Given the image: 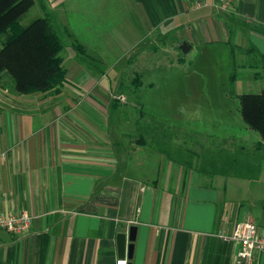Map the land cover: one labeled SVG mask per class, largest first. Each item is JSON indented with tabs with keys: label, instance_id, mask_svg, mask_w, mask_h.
Returning <instances> with one entry per match:
<instances>
[{
	"label": "crops",
	"instance_id": "crops-1",
	"mask_svg": "<svg viewBox=\"0 0 264 264\" xmlns=\"http://www.w3.org/2000/svg\"><path fill=\"white\" fill-rule=\"evenodd\" d=\"M127 2L134 21L117 39L129 36L135 44L120 43L121 51H136L135 60L121 65L120 53L106 64V45L95 42L103 51L96 58L90 39L81 54L73 50L74 63L63 65L56 101L0 94V151L7 154L0 214L25 210L32 217L26 235L0 229V264H237L240 247L230 239L236 225L250 221L264 236L262 172L247 180L179 166L127 140L109 113L138 48L155 37L169 49L189 45L175 60L189 66L202 57L232 68L234 53L245 57L251 48L264 55V0H208L197 9L193 0ZM131 227L132 257H119L117 236L127 237ZM252 264H264V252Z\"/></svg>",
	"mask_w": 264,
	"mask_h": 264
},
{
	"label": "rangeland",
	"instance_id": "rangeland-1",
	"mask_svg": "<svg viewBox=\"0 0 264 264\" xmlns=\"http://www.w3.org/2000/svg\"><path fill=\"white\" fill-rule=\"evenodd\" d=\"M129 4L127 0H70L69 2L34 0L32 7L20 19V23L27 26L35 19L50 16L57 36L64 44L61 56L65 67L75 61V52L71 46L73 42L83 48L90 39L95 45L99 38L102 40L100 48L105 44L107 49L105 63L116 59L121 53V65H124L126 58L130 60L131 57V60H135L132 56L137 55L136 51L131 52L130 49L126 52L121 51L120 43L125 47L132 46L133 42L129 40V36H124V40L122 36L121 42L117 39L118 29L127 27L126 23L134 21V18L129 19L134 14V9ZM149 41L147 45L145 42L143 44L145 46L138 48V50L141 48L139 50L141 55L134 63L131 62L132 66L125 72L121 83L113 92V100L109 107L111 119L120 125L127 140L136 144L138 134L135 130L136 122H146L149 116L168 124L170 128H177L182 134L212 136L216 143L223 139H231L236 143L250 145L259 140L256 133L245 127L239 113L241 95L259 94L264 89L261 67L248 66L249 63L258 62L255 54L248 50V55L243 54L245 56L243 57L240 51L235 52V63L232 68L202 57L189 66L188 59L175 61L182 56L181 51L175 46L169 49L167 45L170 43L166 44L167 42L164 43L156 37L151 40V45ZM109 46L112 51L109 50ZM94 47L96 52L93 51L89 55L100 58L103 48L99 50L98 45ZM166 47L168 52L165 50ZM144 50L148 52V56L145 55ZM168 59L174 60L173 63L170 60L168 62ZM93 64L97 66L98 63ZM248 68L254 69L253 75ZM232 74L235 77L230 80ZM0 76V94L9 91L19 96L35 94L46 99L50 98L49 101L52 102L58 99L62 89V83L58 81L57 85L44 92L18 93L14 91L17 87L13 78L7 74ZM178 142L181 143L180 140ZM261 170L260 183L263 188L260 197L264 195V161L261 163Z\"/></svg>",
	"mask_w": 264,
	"mask_h": 264
},
{
	"label": "trees",
	"instance_id": "trees-1",
	"mask_svg": "<svg viewBox=\"0 0 264 264\" xmlns=\"http://www.w3.org/2000/svg\"><path fill=\"white\" fill-rule=\"evenodd\" d=\"M33 2L0 0V75L7 74L13 78L17 87L14 91L23 94L44 92L57 85L58 81L63 84L65 76L61 56L64 44L57 36L50 16L35 19L27 26L20 23ZM71 46L81 54L80 45L73 42ZM249 51L258 57V62L251 66L261 67L264 77V55L254 48ZM239 113L247 129L259 138L253 144L236 143L231 139L216 143L212 136L182 134L153 116H149L146 122H136V143L156 150L179 166L195 169L207 176L232 175L257 180L264 161V89L259 94L241 95Z\"/></svg>",
	"mask_w": 264,
	"mask_h": 264
},
{
	"label": "built area",
	"instance_id": "built-area-1",
	"mask_svg": "<svg viewBox=\"0 0 264 264\" xmlns=\"http://www.w3.org/2000/svg\"><path fill=\"white\" fill-rule=\"evenodd\" d=\"M208 0H193V8L207 6ZM6 152L0 151V164L6 159ZM32 217L25 210L15 214H0V229L12 235H26ZM231 240L239 244L237 252V264H252L254 255L257 252H264V236L258 228L250 221L238 223L230 237ZM116 264H127L125 259Z\"/></svg>",
	"mask_w": 264,
	"mask_h": 264
},
{
	"label": "water",
	"instance_id": "water-1",
	"mask_svg": "<svg viewBox=\"0 0 264 264\" xmlns=\"http://www.w3.org/2000/svg\"><path fill=\"white\" fill-rule=\"evenodd\" d=\"M190 46L185 42L179 46L182 54H187L190 51ZM135 240V227H131L126 237L123 234L117 236V252L119 257H127L131 259L133 253V242Z\"/></svg>",
	"mask_w": 264,
	"mask_h": 264
}]
</instances>
